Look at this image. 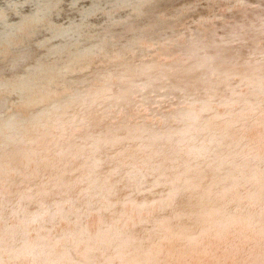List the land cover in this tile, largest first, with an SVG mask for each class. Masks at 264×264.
Listing matches in <instances>:
<instances>
[{"label": "bare ground", "instance_id": "6f19581e", "mask_svg": "<svg viewBox=\"0 0 264 264\" xmlns=\"http://www.w3.org/2000/svg\"><path fill=\"white\" fill-rule=\"evenodd\" d=\"M0 264H264V0H0Z\"/></svg>", "mask_w": 264, "mask_h": 264}]
</instances>
